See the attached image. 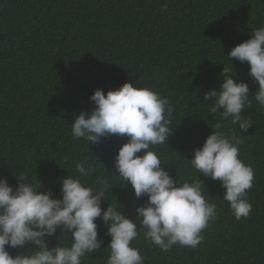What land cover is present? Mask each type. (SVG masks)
<instances>
[{
    "label": "trees",
    "instance_id": "obj_1",
    "mask_svg": "<svg viewBox=\"0 0 264 264\" xmlns=\"http://www.w3.org/2000/svg\"><path fill=\"white\" fill-rule=\"evenodd\" d=\"M260 26L264 0H0V177L14 186V174L26 172L36 176L40 191L59 199L62 179L76 174V162L86 161L95 172L83 181L96 188L106 182L112 189L104 199H116L135 221L134 206L147 198L137 200L113 166L127 138L88 147L72 138L74 118L94 110L90 97L96 89L106 94L132 83L158 91L175 106V131L155 150L173 179L191 181L198 173L188 160L213 126L238 131L210 112L204 94L218 89L223 68H233V78L249 84L250 96L258 89L247 63L228 61L227 55ZM242 115L253 123L240 145V158L255 170L247 193L251 213L237 220L219 182L201 174L205 195L217 205L202 244L164 252L141 235L133 246L144 264H264V107L253 99ZM97 224L106 248L110 237L103 222ZM59 236L58 230L49 238L50 247ZM20 251L9 249L13 256ZM108 254H90L82 264H106Z\"/></svg>",
    "mask_w": 264,
    "mask_h": 264
},
{
    "label": "clouds",
    "instance_id": "obj_2",
    "mask_svg": "<svg viewBox=\"0 0 264 264\" xmlns=\"http://www.w3.org/2000/svg\"><path fill=\"white\" fill-rule=\"evenodd\" d=\"M233 58L247 63V75L258 89L250 96L249 84L234 79L233 68H223L218 89L205 93L203 100H211L210 112L219 113L238 131L226 132L222 123H216L188 160L197 177L183 183L173 179L155 150L167 145L175 131L170 127L175 113L171 101L154 89L132 83L106 94L96 89L90 97L95 108L74 118L72 138L84 140L89 147L113 136L126 137L113 158L115 176L124 187L131 186L137 200L146 197V203L134 206L135 221L128 218L116 199L113 204L104 199L112 189L106 182L96 188L83 181L95 172L86 161L76 162V174L68 172L62 179L59 199L51 191H40L36 176L33 179L26 172L14 174V186L0 177V264H82L90 254L104 249L109 250L106 264H144L140 249L133 246L141 235L164 252L176 245L196 249L204 230L217 219V205L205 195L201 174L219 182L222 199L237 220L247 218L252 211L247 193L254 186L255 170L240 158V145L242 133L253 123L242 112L253 99L264 107V26L253 29L251 38L229 51L227 60ZM102 201L108 204L106 210ZM98 219L110 237L106 248ZM58 230V242L50 247L49 238ZM9 249L22 251L13 256Z\"/></svg>",
    "mask_w": 264,
    "mask_h": 264
}]
</instances>
